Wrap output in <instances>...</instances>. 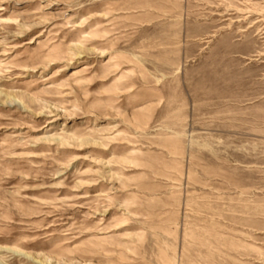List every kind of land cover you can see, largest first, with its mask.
<instances>
[{"label":"rangeland","instance_id":"1","mask_svg":"<svg viewBox=\"0 0 264 264\" xmlns=\"http://www.w3.org/2000/svg\"><path fill=\"white\" fill-rule=\"evenodd\" d=\"M0 264H264V0H0Z\"/></svg>","mask_w":264,"mask_h":264}]
</instances>
